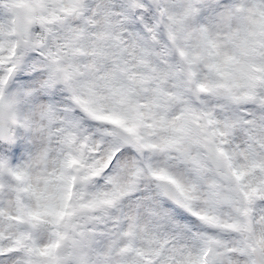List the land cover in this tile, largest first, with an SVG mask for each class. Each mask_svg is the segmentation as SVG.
<instances>
[{"label": "snow or ice", "instance_id": "snow-or-ice-1", "mask_svg": "<svg viewBox=\"0 0 264 264\" xmlns=\"http://www.w3.org/2000/svg\"><path fill=\"white\" fill-rule=\"evenodd\" d=\"M0 264H264V0H0Z\"/></svg>", "mask_w": 264, "mask_h": 264}]
</instances>
